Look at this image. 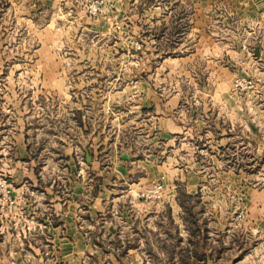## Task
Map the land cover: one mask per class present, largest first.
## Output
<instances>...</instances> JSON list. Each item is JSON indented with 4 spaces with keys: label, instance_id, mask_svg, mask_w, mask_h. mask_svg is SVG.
Wrapping results in <instances>:
<instances>
[{
    "label": "rangeland",
    "instance_id": "374dc122",
    "mask_svg": "<svg viewBox=\"0 0 264 264\" xmlns=\"http://www.w3.org/2000/svg\"><path fill=\"white\" fill-rule=\"evenodd\" d=\"M263 14L264 0H0V163L21 159L27 143L41 159L63 160L65 140L78 142L77 117L112 139L137 105L131 117L144 125L134 133L149 124V179H159L148 189L162 185L147 199L162 196L168 172L189 224L187 208L201 228L232 229L248 256H264V58L256 61ZM202 100V109L218 102L215 113L228 110L233 120L199 117L169 145L162 117L177 124L181 104ZM105 145L110 168L114 148ZM105 234L89 264H164L152 243L141 244L149 233L113 234L107 226Z\"/></svg>",
    "mask_w": 264,
    "mask_h": 264
},
{
    "label": "crops",
    "instance_id": "0c3cea01",
    "mask_svg": "<svg viewBox=\"0 0 264 264\" xmlns=\"http://www.w3.org/2000/svg\"><path fill=\"white\" fill-rule=\"evenodd\" d=\"M252 37L249 36V45ZM252 46L256 54L258 44ZM256 58L263 60L264 51H259ZM145 100L142 109L148 110L149 98ZM202 101L181 104L184 109L178 114L177 124L169 114L162 117L167 126L161 130V137L168 139L169 145L175 144L171 137L176 140L175 136L191 132L201 120L199 117L205 121H220L222 117V121L233 120L228 110L225 114L215 113L218 102L209 104L216 105L211 111L210 106L202 109V105H208ZM228 101L225 99L226 106ZM136 106L130 105L129 119L119 123L112 139L105 136V128L90 132L84 118L77 117L78 142L75 148L67 140L62 142L66 147L63 160L41 159L27 143L21 159L10 161L8 166L0 163V173L8 176L12 199L0 194V264H89V258L99 259L107 226L113 234L149 233V242L146 238L141 244L149 243L151 248L152 243L164 264H264V256L255 258L253 252L248 256L242 243L236 245L232 229L221 231L208 225L193 231L179 200V182L171 179L168 172L163 174L165 190L159 199L148 200L142 195L151 184L149 180L159 179H149V124L145 123V133H134L144 125L136 115L131 117L138 112ZM216 132L227 136L222 128L216 127ZM89 135L92 137L87 138ZM139 137L144 141L139 142ZM107 143L114 148L110 168L101 156L107 146L103 144ZM80 154L84 161L76 160ZM150 163L169 170L163 164ZM222 233L225 239H220ZM235 247L236 254L229 255L228 251ZM254 248L258 246L250 250ZM186 249L192 253L189 259L183 256ZM149 260L155 264L152 258Z\"/></svg>",
    "mask_w": 264,
    "mask_h": 264
},
{
    "label": "built area",
    "instance_id": "2783aa9c",
    "mask_svg": "<svg viewBox=\"0 0 264 264\" xmlns=\"http://www.w3.org/2000/svg\"><path fill=\"white\" fill-rule=\"evenodd\" d=\"M5 181V182H4ZM1 180L0 178V194H2L4 197L8 198L10 201L11 199V187L8 185V183L6 182V180ZM162 192V185L159 184L156 187H154L153 189L149 190L147 189L145 192H143V196H145L146 198H149V196H160Z\"/></svg>",
    "mask_w": 264,
    "mask_h": 264
},
{
    "label": "trees",
    "instance_id": "16d2710c",
    "mask_svg": "<svg viewBox=\"0 0 264 264\" xmlns=\"http://www.w3.org/2000/svg\"><path fill=\"white\" fill-rule=\"evenodd\" d=\"M179 200L181 201V204L184 206V202L181 199V196L179 195ZM189 209V212L191 213L192 217H191V228L193 231H197V227H199L200 225L198 224L197 219L195 218L194 212H191V208H187ZM198 252V251H197ZM197 252L195 251L194 254H197ZM184 259H189L192 256V253L189 252L188 249H186L185 253H183Z\"/></svg>",
    "mask_w": 264,
    "mask_h": 264
},
{
    "label": "water",
    "instance_id": "95a60500",
    "mask_svg": "<svg viewBox=\"0 0 264 264\" xmlns=\"http://www.w3.org/2000/svg\"><path fill=\"white\" fill-rule=\"evenodd\" d=\"M87 160L90 161L91 160V157L89 154H87Z\"/></svg>",
    "mask_w": 264,
    "mask_h": 264
}]
</instances>
